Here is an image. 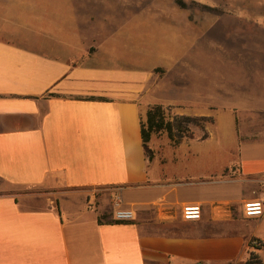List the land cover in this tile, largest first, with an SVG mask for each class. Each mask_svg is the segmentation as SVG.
<instances>
[{"label":"crops","instance_id":"1","mask_svg":"<svg viewBox=\"0 0 264 264\" xmlns=\"http://www.w3.org/2000/svg\"><path fill=\"white\" fill-rule=\"evenodd\" d=\"M151 31L124 21V0H0V180L59 189L0 193V264H248L252 250L264 264V214L243 211L264 198V83L201 108L206 139L151 145L150 159ZM101 187L134 219L117 221ZM195 203L202 217L184 219Z\"/></svg>","mask_w":264,"mask_h":264},{"label":"rangeland","instance_id":"2","mask_svg":"<svg viewBox=\"0 0 264 264\" xmlns=\"http://www.w3.org/2000/svg\"><path fill=\"white\" fill-rule=\"evenodd\" d=\"M182 1L185 6L176 0H124V21L141 16L152 38L168 49L166 56L162 50L155 70L153 98L165 106L170 118L199 116L201 108H232L237 90L264 83V0ZM192 128L193 136L203 133L195 125ZM152 137L150 147L171 145L165 131ZM58 190L13 186L0 180V193H31L39 203L54 199ZM101 191H111L113 205L114 189L101 187L93 192ZM87 202L93 207L90 197Z\"/></svg>","mask_w":264,"mask_h":264},{"label":"trees","instance_id":"3","mask_svg":"<svg viewBox=\"0 0 264 264\" xmlns=\"http://www.w3.org/2000/svg\"><path fill=\"white\" fill-rule=\"evenodd\" d=\"M181 6H185L182 0H176ZM215 121L213 116H193L187 114H176L173 118L168 117L166 108L161 103L151 104L147 116L142 120L141 131L144 147L148 157L151 159L154 156V150L149 146V142L153 134L167 132L168 137L173 145H178L184 138L192 137L194 131L192 125L199 127L202 130L200 139H206L209 132L206 129L207 123ZM248 264H262L255 251H250Z\"/></svg>","mask_w":264,"mask_h":264},{"label":"built area","instance_id":"4","mask_svg":"<svg viewBox=\"0 0 264 264\" xmlns=\"http://www.w3.org/2000/svg\"><path fill=\"white\" fill-rule=\"evenodd\" d=\"M114 217L117 221H131L135 217V212L132 209L122 206L123 199L119 192L112 194ZM244 214L248 217L261 216L264 214V198L246 201L243 205ZM203 214L201 204H186L182 209V217L186 220L200 219ZM253 244H259V241L254 239Z\"/></svg>","mask_w":264,"mask_h":264},{"label":"bare ground","instance_id":"5","mask_svg":"<svg viewBox=\"0 0 264 264\" xmlns=\"http://www.w3.org/2000/svg\"><path fill=\"white\" fill-rule=\"evenodd\" d=\"M121 16V15H120Z\"/></svg>","mask_w":264,"mask_h":264}]
</instances>
